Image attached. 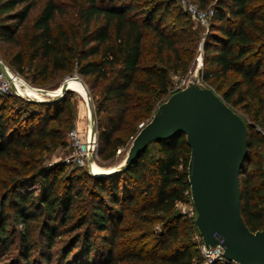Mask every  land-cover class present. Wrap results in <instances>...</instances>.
Wrapping results in <instances>:
<instances>
[{
	"label": "trees",
	"instance_id": "16d2710c",
	"mask_svg": "<svg viewBox=\"0 0 264 264\" xmlns=\"http://www.w3.org/2000/svg\"><path fill=\"white\" fill-rule=\"evenodd\" d=\"M193 1L213 9L203 36L175 0H81V30L54 22V0L30 26L35 0H0V40L16 48H4V59L23 75L33 67V80L73 70L85 79L98 161L106 162L172 93L170 72L189 69L200 40L201 81L258 126L241 117L248 154L239 177L240 212L250 230L264 229V0ZM29 104L31 112L12 114L0 100V163L19 166L0 184V248L17 238L21 264H195V211L187 217L176 209L191 201L183 134L150 142L119 174L93 176L84 169L61 176L63 164H43L42 154L63 142L72 123L69 96ZM29 180L36 189L19 192ZM127 208L134 220L126 218Z\"/></svg>",
	"mask_w": 264,
	"mask_h": 264
},
{
	"label": "water",
	"instance_id": "95a60500",
	"mask_svg": "<svg viewBox=\"0 0 264 264\" xmlns=\"http://www.w3.org/2000/svg\"><path fill=\"white\" fill-rule=\"evenodd\" d=\"M0 70L5 71L1 61ZM198 77L197 70L181 89L156 106L131 139L121 163L102 167L89 156L87 171L93 176L119 174L150 142L183 134L190 149L187 179L201 243L205 248L220 246L229 262L264 264V229L250 230L240 212L239 177L248 154L247 126L216 92L198 82ZM66 90L65 79L59 92ZM86 101L94 130L87 92ZM262 172L264 183V156Z\"/></svg>",
	"mask_w": 264,
	"mask_h": 264
},
{
	"label": "rangeland",
	"instance_id": "374dc122",
	"mask_svg": "<svg viewBox=\"0 0 264 264\" xmlns=\"http://www.w3.org/2000/svg\"><path fill=\"white\" fill-rule=\"evenodd\" d=\"M56 4L58 5L59 9L58 12L55 16L54 22L56 24H61L63 26H68L69 28H73L76 30H81L82 29V21L79 19L77 15V9L78 6L81 2V0H54ZM47 0H35V6L32 9L28 19L26 20V23L28 26L31 25L32 21L38 16L39 12L45 5ZM210 5V4H209ZM208 5V6H209ZM192 22V27L193 29H196L199 31L200 35L203 36L206 33L207 26L206 25H201L196 23L193 19H191ZM200 41V40H199ZM197 43L196 45V51H195V58L193 61H191L189 69L186 72H170L169 74V79H170V84H169V89L174 90L180 86H184L186 82L189 80L190 76L197 72L198 69V64L200 58H202V47H201V42ZM145 44L146 47L151 49V43L150 39L146 38L145 39ZM0 61L8 67V69L11 72L17 73L19 76H21L23 80V84L21 86L22 89V96L19 94H16L14 92H7L4 95L0 96L1 101H6L8 104V108L6 109V113L12 112V114H18V113H28L31 112L32 106L29 104V102L32 101H53L55 99H59L61 97L69 96L71 108H72V114H73V119L72 123L69 127L66 128L64 132V137H63V142L59 145L56 146H51L49 145L47 147V150H45L42 154V163L46 165H51V164H63V171L60 172L61 176H66L70 174L71 172L75 171L76 173H80L84 169L87 170L85 167H79L73 163L69 158H67L71 152L70 147L68 146V141H67V132L72 128V127H77L80 132L84 135L87 128H88V120H89V112H88V105L86 101V92L87 95L89 96V101L91 103V108H92V120L94 124V129L96 131V122H95V116H94V103L92 98L90 97V88L89 85L86 83L85 79L78 74L75 70H73L71 73H66V72H61L58 74H54L50 76L48 79L43 80V79H35L33 80L34 71L33 67L25 68V75L20 74V72L16 71L14 68L10 67L7 63V61L4 59V48L9 51H15V47L9 44L6 41L0 40ZM8 52V51H7ZM71 75H76L78 76V79L75 81H79L81 83V86L84 87V92L82 89H79L77 87H74L71 82L72 79L68 81V86L67 88L69 90H66L63 93L59 92V87L60 84L69 76ZM234 76L230 74L228 78L225 81L224 86L228 85L231 80H233ZM264 79V77L262 78ZM198 82L202 83L204 86L210 87V85L207 82H202L201 79L198 77ZM20 87V86H19ZM211 89H214V87H210ZM218 95H220V91H215ZM168 96L164 97V100ZM234 111H236L246 123H253L255 125V128H258L256 122L250 119L249 115L244 112L243 108L237 106V107H232ZM49 126H55L54 122H49ZM125 144L118 147L117 151L115 153L114 158L111 161H106V162H100L96 161V163L102 167H112L115 165H118L119 163L122 162L126 155L127 148L129 146V143L131 141V138H127L125 140ZM151 154L156 153V145L151 146ZM101 163V164H100ZM14 169H19V166L17 163L13 160H7L4 161L3 163H0V184L7 178V174L9 172L14 171ZM37 187L36 181L29 180L26 182L25 187H21L18 189L19 192L31 188ZM176 209L179 213L190 217L193 215L194 210H193V205L190 200H186L185 202H178L176 204ZM134 210L132 208H127L124 211V214L126 215L127 219H133L134 217L132 216ZM14 226L9 227V232L12 230ZM16 230L22 229V225H18L15 227ZM154 229H157V225H154ZM67 235H63L62 237H66ZM192 240L197 243L198 247V253L195 260V264H211L212 262H208L207 259H205L202 254H201V237L199 236L198 233H192L191 234ZM19 240L15 238L14 242L11 243V245L6 249L0 248V264H21L22 259L20 256V248H19ZM37 261H34V264H39L36 263Z\"/></svg>",
	"mask_w": 264,
	"mask_h": 264
},
{
	"label": "built area",
	"instance_id": "2783aa9c",
	"mask_svg": "<svg viewBox=\"0 0 264 264\" xmlns=\"http://www.w3.org/2000/svg\"><path fill=\"white\" fill-rule=\"evenodd\" d=\"M175 2L191 19L201 25L208 24V21L213 14V9L211 7L205 9L200 8L193 0H175ZM201 64L202 59L200 58L198 69L200 68ZM4 69L5 71L0 70V94H5L11 91L22 96V89H18V85L21 88L23 84L21 76H19L17 73L11 72L5 65ZM182 87L183 86H180L171 91L174 92L178 89H181ZM142 125L143 123H141L139 127ZM67 141L68 146L71 149V152L67 158L73 161L75 165L79 167H85L87 169L89 156H91L95 162L98 161L97 134L95 129H91L89 120L88 128L84 135L77 127H72L67 132ZM201 254L205 259L208 260V262L226 260L222 255L221 247L218 245L205 248L201 243ZM231 263L236 264L234 262Z\"/></svg>",
	"mask_w": 264,
	"mask_h": 264
},
{
	"label": "bare ground",
	"instance_id": "6f19581e",
	"mask_svg": "<svg viewBox=\"0 0 264 264\" xmlns=\"http://www.w3.org/2000/svg\"><path fill=\"white\" fill-rule=\"evenodd\" d=\"M71 79H72L71 84H72L74 87H77V88H79V89H82V91L84 92V87L81 86V83H80L79 81H75V80H77V79H75V78H73V77H69V78L66 79L67 86H68V81L71 80ZM18 89H19V90L21 89V88L19 87V85H18Z\"/></svg>",
	"mask_w": 264,
	"mask_h": 264
}]
</instances>
